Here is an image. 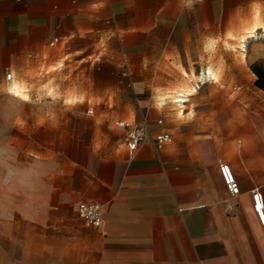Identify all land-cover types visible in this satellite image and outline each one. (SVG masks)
<instances>
[{"label": "crops", "instance_id": "1", "mask_svg": "<svg viewBox=\"0 0 264 264\" xmlns=\"http://www.w3.org/2000/svg\"><path fill=\"white\" fill-rule=\"evenodd\" d=\"M255 12L264 0H0V264H264V138L251 142L230 98L166 93L220 58L234 68L224 43ZM46 80L82 86L84 101L98 86L105 139ZM116 119L146 122L147 140L131 151ZM159 132L172 136L161 148ZM84 202L103 207L99 227L78 217Z\"/></svg>", "mask_w": 264, "mask_h": 264}, {"label": "rangeland", "instance_id": "2", "mask_svg": "<svg viewBox=\"0 0 264 264\" xmlns=\"http://www.w3.org/2000/svg\"><path fill=\"white\" fill-rule=\"evenodd\" d=\"M256 19L260 21L261 25H264V14L262 15L259 12H255L252 14L248 24L240 32L229 35L227 41L224 43V46L231 51L229 56L232 57L234 61V68H221L222 58H220L217 68L208 69L209 72L215 75L214 79H206L210 81H197L198 78H194L193 80L196 83L193 84V86L185 85L173 92H166L169 93L171 102L176 99L178 94L187 95L192 93L194 87L197 88V92H199L200 95H217L213 98H215L219 104L225 102L227 98L232 99L234 101L233 108L235 110H240V114L245 111V113L249 115L251 123L249 130L251 142L255 143L258 142L259 137L264 138V91L255 87L254 82L256 80V75L251 70V66L255 63H262L264 67V33L258 30L254 38L246 39L244 43H242V38H246L245 33L253 26L252 24L255 23L254 21ZM61 56L63 57V55ZM45 71L51 72L52 70L47 69ZM202 71L203 72H199L198 75H201V73L207 74L206 72H208L206 70ZM92 73L96 74L97 71L92 70ZM222 76H227L229 82L222 83L220 79ZM202 82H205V84ZM15 83L16 81L13 84ZM13 84L8 86V91H10ZM97 87L96 85H91L90 98L85 101L83 100L82 86H57L50 80H46V84L42 88L43 92L48 93L50 97L55 99L60 98L58 95L59 93H64L65 99L60 103H80L78 107H80L85 121L90 123L91 126V138L103 140L105 138L100 127L108 122L109 118L104 111L105 102L97 97ZM22 90H24V88ZM227 94L228 96H226ZM202 103V107H205L206 101ZM88 110H91L92 114H88ZM114 121L115 122L110 126L111 129L113 131L123 130L116 125L117 119ZM97 128L98 130H96ZM112 138L118 139V136L113 135Z\"/></svg>", "mask_w": 264, "mask_h": 264}, {"label": "built area", "instance_id": "3", "mask_svg": "<svg viewBox=\"0 0 264 264\" xmlns=\"http://www.w3.org/2000/svg\"><path fill=\"white\" fill-rule=\"evenodd\" d=\"M11 73L6 74V80L11 82ZM91 114L92 112L89 111ZM117 126L125 131V139L128 148L135 151L144 143L149 136V127L146 122L139 125H129L124 122H118ZM154 143L161 148L172 141V136L167 132H159L154 136ZM219 174L226 188L227 193L231 197L239 195V187L236 178L228 164L221 163L219 165ZM253 209L262 226H264V201L262 194L255 190L252 193ZM76 212L78 217L86 224L99 227L103 221V207L100 204L84 202L77 205Z\"/></svg>", "mask_w": 264, "mask_h": 264}, {"label": "bare ground", "instance_id": "4", "mask_svg": "<svg viewBox=\"0 0 264 264\" xmlns=\"http://www.w3.org/2000/svg\"><path fill=\"white\" fill-rule=\"evenodd\" d=\"M260 30L264 33V25H261L260 22H255L253 24V26L247 31V33H245V37L246 38H242V43L245 42L246 39L249 38H254L257 35V31ZM200 76V75H199ZM214 75L211 72H208L207 74H201L200 76V80L201 81H207L206 79H210L213 78L214 79ZM204 83V82H202ZM22 87H20L17 83L13 84L12 87L10 88V92L13 94H20V90ZM196 89V88H195ZM194 91V89H193ZM20 92V93H19ZM179 100V103L182 104L183 103V98L181 97H176L175 101Z\"/></svg>", "mask_w": 264, "mask_h": 264}, {"label": "trees", "instance_id": "5", "mask_svg": "<svg viewBox=\"0 0 264 264\" xmlns=\"http://www.w3.org/2000/svg\"><path fill=\"white\" fill-rule=\"evenodd\" d=\"M251 70L256 75L254 82L255 87L264 91V67L262 63H255L251 66Z\"/></svg>", "mask_w": 264, "mask_h": 264}, {"label": "snow or ice", "instance_id": "6", "mask_svg": "<svg viewBox=\"0 0 264 264\" xmlns=\"http://www.w3.org/2000/svg\"><path fill=\"white\" fill-rule=\"evenodd\" d=\"M24 98L27 99V96L25 95ZM176 102L179 103V100H177ZM181 115H184V114L181 113ZM192 115H193V114H192L191 112H189V113L187 114V116H189V117H191Z\"/></svg>", "mask_w": 264, "mask_h": 264}, {"label": "clouds", "instance_id": "7", "mask_svg": "<svg viewBox=\"0 0 264 264\" xmlns=\"http://www.w3.org/2000/svg\"><path fill=\"white\" fill-rule=\"evenodd\" d=\"M15 175H16V174H13V178L15 177ZM6 178H8V177H7V174H6Z\"/></svg>", "mask_w": 264, "mask_h": 264}]
</instances>
